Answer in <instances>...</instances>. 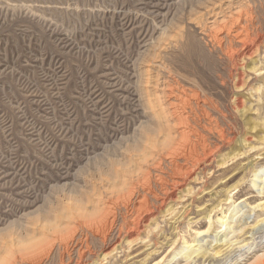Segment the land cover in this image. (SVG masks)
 <instances>
[{"label":"rangeland","instance_id":"374dc122","mask_svg":"<svg viewBox=\"0 0 264 264\" xmlns=\"http://www.w3.org/2000/svg\"><path fill=\"white\" fill-rule=\"evenodd\" d=\"M238 14L264 35V0H0V264H264V42L237 87ZM169 81L213 102L188 176L166 158L185 140Z\"/></svg>","mask_w":264,"mask_h":264},{"label":"bare ground","instance_id":"6f19581e","mask_svg":"<svg viewBox=\"0 0 264 264\" xmlns=\"http://www.w3.org/2000/svg\"><path fill=\"white\" fill-rule=\"evenodd\" d=\"M239 12V11H238ZM234 14V13H233ZM239 15V14H238ZM230 16V15H229ZM248 16V15H247ZM246 16V17H247ZM226 18V17H225ZM236 18V17H235ZM248 19V18H247ZM247 19H243V15L241 14V15H239L238 16V18H236L234 21H232V23L229 25H226L225 26V31H226V29H227V32H226V36L228 37V41H229V46L228 47H226V49H224L223 51H224V53H225V55H226V58H229V62H230V64L234 67V69L233 70H235V72H236V76H235V83H233V84H236V86L237 87H239V88H243V78L245 77H243V71H244V69H242V68H244V65L242 66V62L244 61V57L246 58H249L251 55H254L255 53H257L259 50H260V48H261V45L263 44V42H264V35L262 34V33H260L259 31H258V29H256V27H254V25L253 24H250V20H247ZM252 23V22H251ZM233 26L234 27H236L235 29L233 28ZM232 29H234L233 31H232ZM219 30V29H218ZM232 31V32H231ZM223 32V31H222ZM220 33V32H219ZM216 35V34H215ZM217 36V35H216ZM214 37V36H213ZM215 38V37H214ZM225 38V37H224ZM217 39H218V37H217ZM219 40V39H218ZM221 40H222V38H221ZM220 40V41H221ZM225 40H227V39H225ZM212 41V40H211ZM214 41H216V40H214ZM233 42H235V43H237L238 44V48H239V50L238 51H235V50H237V49H235L234 47H233ZM219 43V42H218ZM217 43V44H218ZM226 43V42H225ZM222 44V43H221ZM224 44V43H223ZM219 45V44H218ZM220 46V45H219ZM241 51V54L240 55H238L237 53H239ZM251 58V57H250ZM228 60V59H227ZM208 62V61H207ZM245 62V61H244ZM226 63V62H225ZM229 64V65H230ZM226 68V67H225ZM232 69V68H231ZM230 69V70H231ZM242 69V70H241ZM245 69H247V67H245ZM248 70V69H247ZM251 70L252 71H255V72H257V71H259V69L257 68V67H253V68H251ZM242 71V72H241ZM208 72V71H207ZM231 73V72H230ZM245 73V72H244ZM175 74V73H174ZM234 75H235V73H234ZM159 76V75H158ZM173 77V76H172ZM232 77V76H231ZM234 77V76H233ZM245 80V79H244ZM229 81V80H228ZM243 81V82H242ZM224 84V83H223ZM183 85V84H182ZM179 82H175V81H173V82H168L167 83V85L165 86V94H163V95H165L166 96V100H168L167 101V104H168V108L170 109V112H171V114H173L174 116H175V118H177V120H178V124H177V126H179L178 128L179 129H181L182 131L180 132L183 136H184V138H182L184 141H179V142H175L176 144H174V146L171 148H169V150H168V152H166L167 153V159L170 161V169L172 170V171H174L175 172V174L176 175H185V176H188L189 175V173L187 172V170L188 169H186L187 168V165H188V163H190V161H199L198 159H200V155H199V153H198V150H200V149H198L199 147H197L198 145H201V144H203V143H201L200 141H205L204 139H203V137H201V136H199L198 138H196V141H194V142H192V141H190V140H188V139H190V136H191V134L193 135V134H197L198 135V133L200 132H198V128L194 125V123L193 122H195L196 120L194 119V116L195 117H197L198 116V111L199 110H201V111H203L204 112V109H203V105H202V103L204 104V105H207V104H209V105H211L212 106V103L213 102H211V100H210V102L208 101V98H206V99H204V100H202V98L200 97V94L198 93V91L196 92V90H194L193 89V91H192V89L191 90H189V89H187V88H185L184 86H182ZM194 85V84H193ZM231 85V84H230ZM245 85V84H244ZM232 86V85H231ZM196 87V86H195ZM235 87V86H234ZM236 87V88H237ZM197 88V87H196ZM200 91V90H199ZM203 94V93H202ZM162 97H164V96H162ZM163 99H165V98H163ZM234 99V98H233ZM235 100V99H234ZM161 101H163V100H161ZM161 103V102H160ZM165 103V102H164ZM195 103V104H194ZM165 106V105H164ZM167 106V105H166ZM210 107V106H209ZM187 108H188V110H187ZM162 110V109H161ZM168 111V110H167ZM168 114H169V112H168ZM205 114H207V113H205ZM171 117V116H170ZM211 118V117H210ZM162 119V118H161ZM170 120H171V118H170ZM167 121V120H166ZM250 123V122H249ZM164 124V123H163ZM170 124V123H169ZM254 124V123H253ZM173 125V124H172ZM199 125V124H198ZM202 126V125H201ZM205 127V126H204ZM203 130V129H202ZM198 132V133H197ZM161 134V133H160ZM170 134V133H169ZM165 137H166V135H164ZM170 136V135H169ZM194 136V135H193ZM193 136H191V137H193ZM154 137V136H153ZM165 137H163L164 139H165ZM169 139V138H168ZM157 140V139H156ZM156 140H154L155 142H156ZM163 140V139H162ZM158 141V140H157ZM165 141V140H164ZM164 141H160V142H157V143H164ZM166 141H168V140H166ZM170 142H173V140H169ZM206 142V141H205ZM145 143H147V142H145ZM169 143V142H168ZM168 143H167V145H168ZM165 144V143H164ZM205 144V143H204ZM158 146H159V144H157ZM147 146V145H146ZM164 146V145H163ZM169 146V145H168ZM171 146V145H170ZM161 147V146H160ZM166 147V146H165ZM201 147V146H200ZM162 148V147H161ZM167 148V147H166ZM166 148H164V149H166ZM163 149V150H164ZM161 153V152H160ZM179 159V158H181V159H183L186 163L184 164V165H182V164H180V162H177L176 161V159ZM159 159V158H158ZM192 162V163H193ZM200 162V161H199ZM191 165V164H190ZM194 165V164H193ZM165 172V171H164ZM190 172V171H189ZM253 176H254V178L255 179H262L263 177H264V167H262V168H255L254 169V171H253ZM185 178V177H184ZM183 178V179H184ZM147 179V178H146ZM142 180V179H141ZM170 181V180H169ZM147 182V181H146ZM160 183V182H159ZM181 182H179V181H177V182H175L174 181V186H179V185H181L180 184ZM255 183V185H256V182H254ZM147 185V184H146ZM183 185V184H182ZM148 186V185H147ZM165 190V192H164V194L163 195H165V198H163V200L161 201V205L162 204H164L166 201H167V199H168V196H169V194H170V190L167 188V187H165L164 188ZM144 194V193H143ZM171 194H172V191H171ZM150 195V194H149ZM144 196V195H143ZM146 197V196H145ZM143 198V200L141 199L140 201H138V205H140V207L141 208H143L144 207V205H147V204H149V203H147V200H146V198ZM148 197V196H147ZM136 200V199H135ZM128 202V201H127ZM146 203V204H145ZM241 203H242V201L238 204V205H236V206H232L233 208H231V210H230V215H228V216H225L224 218H227V220H229V219H233L234 218V216L235 215H237L238 213H239V211H238V209L240 208V205H241ZM127 204V203H126ZM122 207V206H121ZM139 207V206H138ZM141 208L139 209V208H136V211L138 212L139 210L141 211ZM146 208V207H145ZM147 208H148V206H147ZM137 209H139V210H137ZM149 209V208H148ZM104 210V209H103ZM108 210V209H107ZM143 211H144V209H142ZM155 210V209H154ZM139 211V212H140ZM145 211H146V209H145ZM149 211V210H148ZM151 211H153L152 209L149 211L150 213L148 214V218H151L152 216H153V213L151 212ZM104 212V211H103ZM134 212V211H133ZM138 212V213H139ZM128 213V212H127ZM141 213V212H140ZM140 213H139V216H137L138 218H136L135 220H137V221H139L140 220V218H141V216L142 215H140ZM145 213H147V212H145ZM144 213V214H145ZM107 214H108V212H107ZM111 214V211H110V213L107 215V216H105V215H103V217L101 218L102 220H98V222H99V224H101V223H103L102 225H100L101 226V228H104V227H106L105 225L109 222V215ZM233 214H234V216H233ZM95 215V214H94ZM138 215V214H137ZM96 216V215H95ZM111 216V215H110ZM136 216V215H135ZM99 217V216H98ZM145 217V216H144ZM142 218V220H145V218ZM62 218H63V216H62ZM97 218V217H96ZM157 218V217H156ZM75 219V218H74ZM111 219V218H110ZM114 219V218H113ZM112 219V220H113ZM134 220V221H135ZM223 220L224 219H221V221L223 222ZM94 221V223H95V221L96 220H93ZM111 221V220H110ZM141 221V220H140ZM47 222V221H46ZM98 222H97V224H98ZM136 222V221H135ZM262 222H264V218L262 219ZM47 223H49V222H47ZM46 223V224H47ZM63 223V222H62ZM68 223H71V222H68ZM223 223H226L225 225H223V226H225L226 227V229H225V231H224V233H226V232H228V234H224V237H227V236H229L230 234H233V233H235L233 230H232V228H231V226H230V223L229 222H223ZM91 224V223H90ZM89 224V225H90ZM110 224V223H109ZM135 224V226L137 227V225H136V223H134ZM138 225L140 224V223H137ZM52 225V224H51ZM95 225V224H94ZM104 225V226H103ZM148 225V224H147ZM83 227H84V225H82ZM96 226V225H95ZM98 226V225H97ZM53 227V226H52ZM82 227V228H83ZM112 227V226H111ZM44 228H45V226H44ZM46 228H49L48 229V232H49V230H50V226L49 227H46ZM80 228H81V226H80ZM92 228H93V226H92ZM90 226H88L87 227V229H89V230H91L92 229ZM97 228V227H96ZM77 229H79V228H77ZM132 229V228H131ZM52 230H54V228L52 229ZM83 230V229H82ZM101 230V229H100ZM102 230H104V229H102ZM135 230V229H134ZM239 230V229H238ZM84 231V230H83ZM231 231V232H230ZM236 231V230H235ZM54 232V231H53ZM53 232H52V235H53ZM75 232V231H74ZM77 232V231H76ZM82 232V231H81ZM86 232V231H85ZM84 232V233H85ZM96 232V231H95ZM139 232V231H138ZM141 232V231H140ZM233 232V233H232ZM142 233V232H141ZM49 234H51V233H49ZM72 234V233H71ZM70 234V235H71ZM132 235V234H134V233H130L129 232V235ZM45 235V234H44ZM51 235V236H52ZM59 235V234H58ZM69 235V237H64V236H61V237H57L56 239H57V241H58V245H59V247H62L61 249H62V252L64 251L66 254L68 253V255L70 256L69 257V259H73L72 258V253H73V251H75L76 253H77V255H78V258H79V261L80 260H82L83 259V255H85L84 253H85V249H87L88 248V245H87V242H86V238L85 239H83L82 237H76L75 235V233H74V235L72 234V236H70ZM81 235V234H80ZM60 236V235H59ZM46 237V236H45ZM232 237V236H231ZM36 238H38V237H36ZM36 238H34V240L33 241H35V239ZM48 239H50V238H48ZM106 239V238H105ZM123 239V238H122ZM37 240L38 239H36V241H35V245H37ZM85 240V241H84ZM33 241L31 242V243H33ZM37 242V243H36ZM40 242V241H39ZM51 246V245H50ZM30 247H32V245L30 246ZM35 247V246H34ZM33 248V247H32ZM50 248V247H49ZM72 249V250H71ZM33 250H35L34 248H33ZM37 250V249H36ZM42 250V249H41ZM40 250V251H41ZM45 251H47L46 249H44ZM38 252V254L40 255L39 257H43L42 255V253L44 252ZM48 251H50V250H48ZM42 255H41V254ZM55 253V252H54ZM61 253V252H60ZM38 254H37V256H38ZM45 254V253H44ZM47 254V253H46ZM45 254V255H46ZM36 256V258H39V257H37ZM64 256V255H63ZM264 256V255H263ZM33 257H35V256H33ZM33 257H31L33 260H31V261H34V258ZM36 258H35V261H36V263L38 264L39 262H37V260H36ZM26 259V258H25ZM28 259V258H27ZM26 259V260H27ZM25 260V261H26ZM40 260V259H39ZM34 261V262H35ZM62 263V262H61ZM41 264V263H40ZM78 264V263H77Z\"/></svg>","mask_w":264,"mask_h":264}]
</instances>
